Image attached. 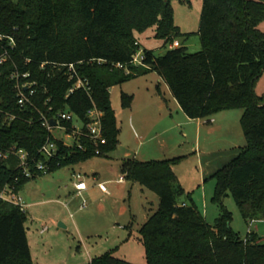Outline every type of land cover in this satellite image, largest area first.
<instances>
[{
	"label": "trees",
	"instance_id": "trees-1",
	"mask_svg": "<svg viewBox=\"0 0 264 264\" xmlns=\"http://www.w3.org/2000/svg\"><path fill=\"white\" fill-rule=\"evenodd\" d=\"M262 22L264 0H204L201 51L189 53L183 46L157 56L145 49L148 67L133 68L128 74L111 67L126 64L137 55L140 43L135 29L157 25L158 36L166 43L177 35L171 0H0V33L17 41L11 59L0 66V150L22 148L42 158L39 151L50 136L41 123L30 122L36 115L33 109H22L17 103L16 80L11 78L15 65L22 72L31 71L49 89L47 95H37L39 108L67 109L85 118L95 103L104 112L107 144L101 147V155L95 154L89 140H85L87 150L66 148L59 141L66 158L60 165L50 163L48 173L117 149L120 128L111 88L155 71L191 119L243 110L246 144L230 164L214 174V199L222 203L230 191L246 221L264 220V99L255 90L264 74ZM100 59L107 62L99 64ZM27 60L32 62L25 65ZM44 62L47 65L42 71ZM70 63H76L81 77L89 81L91 95L80 89L66 97L76 80L70 79L66 67L55 64ZM46 99L50 101L45 105ZM133 100L123 94V107H131ZM10 114L18 118L8 121ZM181 159L128 158L121 165L128 181L152 190L160 199L157 210L140 228L147 264H264V243L255 233L243 240L232 228V213L223 204V213L211 225L196 205L180 201L185 189L174 166ZM17 166L15 156H0L1 188L19 176L18 188L22 189L45 175L34 170L33 177L26 178ZM26 214L0 199V264H37L27 236ZM88 264L135 263L105 253Z\"/></svg>",
	"mask_w": 264,
	"mask_h": 264
},
{
	"label": "rangeland",
	"instance_id": "rangeland-1",
	"mask_svg": "<svg viewBox=\"0 0 264 264\" xmlns=\"http://www.w3.org/2000/svg\"><path fill=\"white\" fill-rule=\"evenodd\" d=\"M171 6L174 25L178 28L174 40L166 43L164 38L158 36L157 25L143 30L135 29L134 34L140 43V50H152L157 56L164 55L170 48L183 46L187 47L189 53L201 51L202 41L199 31L204 0H171ZM259 29L264 32V22L259 25ZM255 90L257 95L264 99V74L257 81ZM110 93L121 129L119 148L108 156H96L85 162L65 166L31 180L20 192L25 203L31 205L26 214L25 226L35 263L88 264L91 257L112 253L116 257L135 264H147L145 247L140 240V227L146 217L157 210L160 199L155 192L139 183L133 186L132 182L127 184L118 182L121 177L120 159L126 153L144 161L165 160L174 154L177 158L181 157V161L176 165L180 182L185 188L180 201L196 205L211 225H214L223 213V204L232 213V228L243 240L247 239L249 233L253 231L264 243V220H258L251 226L250 222L243 217L230 191L223 197L222 203L214 199L216 180L213 176L216 171L225 166L221 164L211 172V175H206L204 178L207 163L212 157L204 155L202 152L204 148L203 150L195 148L200 140L205 148H220L224 149V154H229L234 150L231 149L230 139H240L242 144H246L241 125L242 109L228 110L230 112L228 114L231 115L227 121L228 124L219 132L211 135L200 134L197 129H192L191 125L179 124L174 133L157 136L159 141H164L165 138L169 142L167 140L168 144L165 143V149L156 153L151 146L146 145V142L141 144L136 139L137 136L146 138L142 132L144 129H141L136 136L131 131L130 125L133 122L142 128H147L146 120L144 121L142 117H149L148 115L153 121L151 111L150 113L147 111V116H145L144 101L146 99L163 94L177 101L170 93L167 83L157 72L153 71L112 87ZM123 94L132 96L133 99L138 98L139 101L134 108H131L132 105L127 108L123 107ZM177 104L179 106L178 101ZM175 117L179 123L181 121L179 116L177 118L175 115ZM156 122L159 124L158 131L160 132L168 127L164 122L161 123V120H156ZM173 137L176 143L178 141L180 143H174L175 145L172 146L170 142ZM202 157L203 162H201ZM234 158L235 156H232L226 165L230 164ZM74 170L84 174L90 187L83 197L70 192L74 182L72 176ZM93 171L99 175L98 183L107 184L111 195H106L100 190L99 184L95 183L92 178ZM131 188L130 193L128 189ZM131 213L135 216L133 217ZM131 221L132 227L128 228ZM60 223L65 224L66 227H60Z\"/></svg>",
	"mask_w": 264,
	"mask_h": 264
},
{
	"label": "built area",
	"instance_id": "built-area-1",
	"mask_svg": "<svg viewBox=\"0 0 264 264\" xmlns=\"http://www.w3.org/2000/svg\"><path fill=\"white\" fill-rule=\"evenodd\" d=\"M17 48V41L15 37L0 33V49L2 54L0 55V66H3L8 60L11 59V53ZM146 54L144 50H140L132 61L124 63L112 64V69L124 70L128 74L132 72L133 68L148 67L145 63ZM32 61L27 60L25 65L30 64ZM99 64L107 62L106 60H98ZM82 64L83 62H79ZM47 65L44 62L40 65V69L43 71ZM76 63L70 64H55V67H66L67 73L71 80H76L75 84L70 88L66 97L76 93L78 90L83 89L89 95H91V86L87 79L81 77ZM1 73V72H0ZM12 79L16 80L15 91L17 97V103L22 109L30 107L36 115L32 116L30 122L35 120L41 123L49 132V138L40 149L39 153L42 158L32 156L27 150L22 148H12L10 150H0V156L5 159H9L15 156L18 160L17 170L19 174L26 178H32L34 170L37 172H43L47 174L50 170V163L58 161L60 165L61 161L66 158L64 151L59 145V141L64 144L66 148L78 147L81 150H87L85 140H89L95 150L96 155H101V147L107 144V139L104 135V112L100 110L94 103L85 118H79L74 112L70 110H55L54 107H50L47 110L39 108L36 102V97L39 93L47 95L49 89L46 84H42L38 79L33 78L31 71L22 72L16 65L15 71L11 75ZM50 99H46L44 104H48ZM3 111L0 109V114ZM18 118V115L10 114L8 121H14ZM53 121L55 123H53ZM75 188L81 194L88 189V184L85 177L82 174H75ZM125 177H121L120 181H124ZM20 177H16L13 183H7L4 187H0V199L5 202L12 203L19 206L24 212L27 210V205L24 198L20 194L18 184ZM99 188L110 194L109 188L105 182L99 183ZM185 205V204H184ZM256 220H251L250 225L256 223ZM253 231L249 233L251 235Z\"/></svg>",
	"mask_w": 264,
	"mask_h": 264
},
{
	"label": "crops",
	"instance_id": "crops-1",
	"mask_svg": "<svg viewBox=\"0 0 264 264\" xmlns=\"http://www.w3.org/2000/svg\"><path fill=\"white\" fill-rule=\"evenodd\" d=\"M167 86H168V84H167ZM168 88H169V86H168ZM111 90H112V88H111ZM169 90H170V88H169ZM170 93L172 94L171 90H170ZM138 101H139L138 98L134 97V101H133V104H132V107L131 108H134L135 104ZM144 102H145L144 103V107L146 108V110L144 111L146 113L145 116H147V111L149 113L151 111L153 113V114L150 113L152 115L153 121L150 120V115H148L149 117H142V119L144 121L146 120L147 128H142L141 126H138V125L134 124L133 122L130 125V127H131V131H133L135 135L138 134V132H141V129H144V130H142V132L145 134L146 138L143 137V136H139L138 137L136 135L137 136L136 139L139 142H141V144L143 142H146L147 143L146 145L148 147L151 146V148L153 149V151H155L156 153L160 152L161 149H165V146H164L165 143L168 144V142H169V140L168 139H165V138L163 139L164 141H162V140L159 141L157 139V136H159V135L162 136V135H165V134L174 133L176 127L179 124H181V123L186 124V125H191V128L192 129H197L200 134L211 135V134H214L216 132H219L221 129H223L228 124L227 121L231 117V115L228 114L230 112L228 110H226V111L219 112V113L211 116L210 118H206V119L205 118L191 119L183 111V109L181 108L180 104L178 106L177 101L175 102V100H172V99H170L168 97H165V96H163V94H160V96H155V97L148 98ZM182 111L184 112V114H181V113H183ZM175 115L177 116V118L179 116V118L181 120V121H179V123H178V120L176 119ZM132 117H133V114H132ZM156 120H161L162 121L161 123L164 122L168 127H166V129H164V131H162V132L158 131L159 124L156 122ZM119 128H120V125H119ZM120 131H121V129H120ZM119 140H120V137H119ZM167 140H168V142H167ZM229 141L232 144L231 145L232 146L231 149H234V150H233V152H231L229 154H227V153L224 154L223 153L224 152V149L223 150L220 149V148L213 149V147H206L205 148V147L202 146L200 140H198V143L196 144V147L195 148H198V149H201V150H203V148H204V151H202V152H204V155H206V156L209 155L210 157H212V159H210L208 161V163H207L206 172L204 171V178H206V175H211L212 174L211 172L212 171H215L216 168L218 166H220L221 164H224V166H226L227 162H229L231 160V157L232 156H235L236 157L240 153L241 148H243L245 146V144H242L241 143L240 139L239 140H236L234 138L232 140L230 139ZM170 143H171L172 146L175 145L174 143H176V140H175L174 137H173V140ZM179 143L180 142L178 141L176 144H179ZM120 144H119V146H120ZM238 150H240V151L238 152ZM202 152H201V154H203ZM206 152H208V153H206ZM108 155H106V156H108ZM128 158H135V159H138L140 161H144V160L139 159V157H132L129 153H126L120 159V173H121V177L125 176L122 173V169H121L122 162L125 159H128ZM172 158H177V156L174 154L172 157H167L166 159H172ZM152 160H155V159H152ZM152 160H148V161H152ZM201 162H203V157L201 158ZM177 167L178 166H174V170H175L176 174H177ZM75 174H82V173L81 172L77 173V171L74 170L72 176L74 177ZM82 175L84 176V174H82ZM92 175H93L92 178H93L94 182L97 183V184H99L98 183L99 182V175H98V173H96V171H93V174ZM177 176H178V174H177ZM178 178H179V176H178ZM118 182L120 184H123V183H126L127 184L130 181H128L125 178V180L123 182L120 181V179L118 180ZM132 185L134 186L135 183H132ZM25 187H23L22 189H20V192L23 191ZM89 189H90V187L88 186V189L85 190V191H83L80 194L76 190V188H75V179H74V182L71 185V191L70 192L71 193H74L76 195H79L80 197H83L84 194L88 193ZM109 191H110V189H109ZM128 191L131 193L132 192V188L131 189H128ZM103 193L106 194V195H111V191H110V194H107L105 192H103ZM26 205H27V210H26V212H27L28 209L31 207V205L30 204H27V203H26ZM155 211H153V213ZM153 213L151 212L150 215L153 214ZM131 215L133 217L135 216L133 213H131ZM150 215H149V217H150ZM149 217H146V219H145L144 223H142V225L146 223V221L148 220ZM60 224H63V223H60ZM130 224H129L128 228H131L132 227V221H131ZM63 225H65V224H63ZM142 225H141V227H142ZM92 259H93V257H91L90 262L92 261Z\"/></svg>",
	"mask_w": 264,
	"mask_h": 264
},
{
	"label": "water",
	"instance_id": "water-1",
	"mask_svg": "<svg viewBox=\"0 0 264 264\" xmlns=\"http://www.w3.org/2000/svg\"><path fill=\"white\" fill-rule=\"evenodd\" d=\"M53 123H55V122L53 121ZM60 226H61V227H66V226H65V225H63V224H60Z\"/></svg>",
	"mask_w": 264,
	"mask_h": 264
}]
</instances>
